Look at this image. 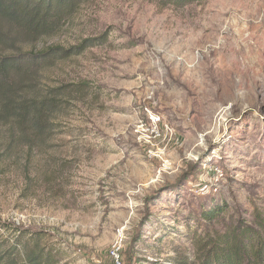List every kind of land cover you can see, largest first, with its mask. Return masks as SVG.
<instances>
[{
  "label": "rangeland",
  "instance_id": "obj_1",
  "mask_svg": "<svg viewBox=\"0 0 264 264\" xmlns=\"http://www.w3.org/2000/svg\"><path fill=\"white\" fill-rule=\"evenodd\" d=\"M88 39L31 82L45 132L0 128L9 260L111 264L123 240L124 264H193L264 222V0H89L25 49Z\"/></svg>",
  "mask_w": 264,
  "mask_h": 264
},
{
  "label": "trees",
  "instance_id": "obj_2",
  "mask_svg": "<svg viewBox=\"0 0 264 264\" xmlns=\"http://www.w3.org/2000/svg\"><path fill=\"white\" fill-rule=\"evenodd\" d=\"M89 0H0V128L26 134L45 132L44 126L58 108L49 100L32 97L31 82L43 66L68 54H77L84 45L65 49L51 46L45 50H27L25 46L56 34L81 5ZM202 0H166L184 7ZM221 209L205 212L212 219ZM250 226L242 223L226 233L203 242L201 255L193 264H264V222ZM8 226L0 225V230ZM21 233L19 232V238ZM6 240L0 236V264H44L43 251H31L23 260L11 259ZM8 260V261H6Z\"/></svg>",
  "mask_w": 264,
  "mask_h": 264
},
{
  "label": "built area",
  "instance_id": "obj_3",
  "mask_svg": "<svg viewBox=\"0 0 264 264\" xmlns=\"http://www.w3.org/2000/svg\"><path fill=\"white\" fill-rule=\"evenodd\" d=\"M151 122L154 126L158 127L159 125L163 124V120L161 117L156 116L154 114L150 117ZM123 240H120L118 243L114 244L111 248V264H124L123 257H122V244Z\"/></svg>",
  "mask_w": 264,
  "mask_h": 264
}]
</instances>
